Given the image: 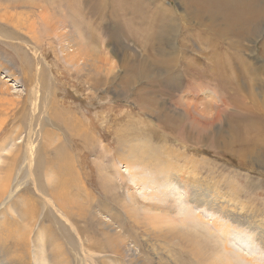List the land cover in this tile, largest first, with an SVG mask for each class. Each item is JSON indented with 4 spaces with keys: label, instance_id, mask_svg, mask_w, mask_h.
Masks as SVG:
<instances>
[{
    "label": "rangeland",
    "instance_id": "rangeland-1",
    "mask_svg": "<svg viewBox=\"0 0 264 264\" xmlns=\"http://www.w3.org/2000/svg\"><path fill=\"white\" fill-rule=\"evenodd\" d=\"M217 1L211 16L194 7L205 8L204 0H18L19 49L0 47V231L6 235V226L23 238L32 264H132L127 252L139 263L162 257L163 263L199 264L178 233L196 241L205 264H264V14L240 37L227 19L245 0ZM39 5L48 21L69 19L80 28L104 59L98 75L61 60ZM59 103L94 121L96 146L65 139L49 114ZM160 115L171 129L159 128ZM126 134L130 139L116 146ZM148 145L162 154L164 147L177 151L170 163L191 174L195 166L202 184L217 187L216 202L230 216L214 207L210 193L197 198L176 176L154 171L156 162L129 165L116 155L124 150L133 158ZM62 150L67 179L50 164ZM47 182L55 190L66 184V211L43 190ZM232 186L238 197L228 195ZM236 215L248 216L251 225L232 220ZM13 240L8 236L6 244Z\"/></svg>",
    "mask_w": 264,
    "mask_h": 264
},
{
    "label": "bare ground",
    "instance_id": "bare-ground-1",
    "mask_svg": "<svg viewBox=\"0 0 264 264\" xmlns=\"http://www.w3.org/2000/svg\"><path fill=\"white\" fill-rule=\"evenodd\" d=\"M206 5L205 8H202L200 6H194L196 7V9L198 10V12H202V13H208L209 15H217V9H218V5L219 2L217 0H204ZM234 0H229V2H233ZM243 1V0H241ZM261 1V0H260ZM264 1V0H263ZM127 2V1H126ZM238 2V1H237ZM258 2V0H257ZM256 0H245L243 2H238V6L234 7L232 13L230 14V16L227 19V25L228 28H236L238 31V35L240 37H242L243 35H245V33H242V31H250L253 28V25L257 24L258 22H260V19L262 18L263 14H264V5L263 7H261V5L259 3H257ZM125 3V2H124ZM179 4V3H178ZM190 4V3H188ZM264 4V2H263ZM26 5V3H25ZM35 5V4H34ZM128 5V2H127ZM30 6V5H29ZM190 6V5H189ZM18 7H19V3L18 0H10L8 2V4H5L4 2H2L0 0V47L3 43L7 44L9 47H12L14 52L15 50H18L19 48V39H20V21H19V13H18ZM39 12L38 14L41 16V18L43 17L44 19L47 20V25L49 26V28L51 29V32L55 33V36L57 38V41L59 43V51L61 53V60H63L65 63H68V65L71 64V66H74L75 68L78 66L79 63H82V65L78 66L76 69H85V70H89L92 69L94 70V73L92 72L91 75H98L99 72V61H104V59L101 57H98L96 54H94V52L91 50V47L89 46L88 43H86L87 41L83 40V36L82 33H80V28H78L77 26L74 25V23L69 20V19H65L64 23L58 24V22L56 21V19H54L53 22L48 21V15L46 7L39 5ZM52 5L51 7L49 6L50 9H52ZM160 7V6H159ZM165 8H167L166 6H164ZM35 8V6L33 7ZM191 8V6H190ZM164 9V8H163ZM161 7L158 9L159 12H162V14L164 15V17L166 16L164 10ZM168 9V8H167ZM98 10H99V6L97 9V14H98ZM94 12L95 9H93ZM60 12V11H59ZM62 12V11H61ZM170 12V11H169ZM58 11L56 12L57 15ZM194 13V12H193ZM37 14V15H38ZM53 14V13H52ZM100 15V14H99ZM171 15L173 16V14L171 13ZM192 16H194L193 14H191ZM55 16V15H54ZM64 16V15H63ZM101 16V15H100ZM100 16H96L95 18H101ZM69 17V16H68ZM169 17V16H168ZM167 17V19H168ZM264 17V16H263ZM42 18V19H43ZM59 19V18H58ZM61 19V18H60ZM166 19V17H165ZM173 19H175V17L173 16ZM172 19V20H173ZM35 21V20H34ZM33 21V22H34ZM63 22V21H62ZM44 24V23H43ZM80 24V23H79ZM92 24V23H91ZM85 25V23L80 24L79 26ZM89 25V24H86ZM156 25V24H155ZM74 26V28H73ZM158 26V25H156ZM155 26V27H156ZM76 27V28H75ZM85 27V26H84ZM87 27V26H86ZM85 27V29H86ZM92 26L90 25V28ZM154 27V28H155ZM164 27V25H163ZM256 27V26H255ZM66 30V31H62V30ZM162 29V28H161ZM174 29V28H173ZM87 30H89L87 28ZM86 30V31H87ZM164 30V28H163ZM166 30V29H165ZM164 30V31H165ZM160 31V30H158ZM90 32V30H89ZM89 32H85V33H89ZM161 32V31H160ZM52 33V34H53ZM157 33V32H156ZM158 34V33H157ZM54 36V34H53ZM1 37H5L7 38L9 41L5 42L1 39ZM158 40V39H157ZM156 44V43H154ZM49 45V44H48ZM159 45V43H158ZM98 53V52H97ZM103 59V60H102ZM105 60H107V58H105ZM111 62V61H110ZM167 63V62H166ZM109 64V62H108ZM8 65H11V61L8 60ZM111 65V64H109ZM3 59H2V55L0 53V69L3 67ZM73 67V69H74ZM71 68V67H69ZM106 68V67H105ZM162 68V67H161ZM210 69V68H209ZM6 70V69H5ZM75 70V69H74ZM108 70V68H107ZM111 71V69H110ZM106 72V71H105ZM109 73V72H108ZM145 73V72H144ZM70 74V73H69ZM102 74V73H101ZM100 74V75H101ZM70 76V75H69ZM150 76V75H149ZM103 77V76H102ZM144 77V76H143ZM13 79V78H12ZM104 79V78H103ZM109 79V78H108ZM90 80H94V84L95 85H100L101 82L99 79L95 78V76H93L92 78H90ZM14 83V82H13ZM128 84V82H127ZM131 84V83H130ZM93 85V84H92ZM137 86V85H136ZM142 100H145V98L141 97ZM147 101H149V99H146ZM145 100V102H146ZM177 103V102H176ZM60 104V103H59ZM61 105V104H60ZM62 107V105H61ZM150 110L153 112H163L162 109H152L150 107ZM156 112V113H157ZM152 113V112H151ZM52 117V121L56 120L59 123V127L61 128V130L64 132L65 135V139L68 138L70 143L73 144H77L80 145L81 147H86V145L89 143V141L93 142L95 145V139L93 134V131L91 130V127L93 126V122L91 120H88V122L86 121V119L84 117H81L80 115H77L76 113H72V111L66 107H62V108H55L53 110V112L49 113ZM161 114H164L161 113ZM159 115V114H158ZM166 115V114H165ZM165 115H160L161 116V121L163 122L162 124H160L159 128H163V129H171L170 126V122L169 120L166 119ZM188 115V113H187ZM168 116V115H167ZM98 117V116H97ZM159 119V118H158ZM99 120V117H98ZM96 121V119H95ZM96 123V122H95ZM150 123V122H149ZM201 125L205 128L208 126V123L206 121H201L200 122ZM98 125V124H96ZM150 125V124H148ZM147 125V126H148ZM96 127V126H95ZM110 127V126H109ZM60 128H57L58 131ZM152 128V127H151ZM150 128V129H151ZM157 128V129H159ZM146 129V128H145ZM153 129V128H152ZM148 130V129H147ZM155 130V129H153ZM104 132V131H103ZM138 132V131H137ZM143 132V130H142ZM100 133V132H99ZM140 133V132H138ZM60 134V133H59ZM151 134L153 135L154 133L151 132ZM103 135V134H102ZM141 135V134H140ZM139 135V136H140ZM160 135V134H159ZM132 136V135H131ZM150 136V135H149ZM156 136V135H155ZM47 137V136H46ZM52 137V136H51ZM53 138V137H52ZM114 138V137H113ZM116 138V137H115ZM64 139V138H63ZM64 139V140H65ZM130 138L128 137V135H124L121 136L119 138L116 139L115 145L116 146H120L122 145L125 141L129 140ZM60 140V139H59ZM67 140V139H66ZM115 140V139H114ZM161 140H165L163 137H161ZM68 141V140H67ZM110 141V140H109ZM54 142V141H53ZM66 142V141H65ZM113 142V143H114ZM64 143V142H63ZM110 143V142H109ZM91 144V143H90ZM112 144V143H111ZM92 145V144H91ZM59 146L64 147L62 145V142L59 144ZM88 146V145H87ZM99 146V145H98ZM155 146V145H154ZM66 147V146H65ZM164 147V146H163ZM7 148V147H6ZM89 148V147H88ZM105 148V147H104ZM122 148V147H120ZM118 148V149H120ZM125 147H123L124 149ZM128 148V147H127ZM3 149V148H2ZM94 149V148H93ZM117 149V150H118ZM90 150V149H89ZM98 150V149H97ZM100 150V149H99ZM98 150V151H99ZM125 150L127 151V149L125 148ZM140 150V149H139ZM139 150H137L138 152H140ZM88 152V150H86ZM102 151V150H101ZM115 151V149H114ZM120 151V152H119ZM118 152H116V155H118L119 160L122 161L124 160V163L126 162L129 165H145L151 161L152 162H156V165H151V168L154 171L166 174V175H174L176 176L175 178L178 179V181L180 183L183 184L184 189H188V191L190 190L191 193L193 195H195L197 197V193H199L201 195V198H203V192L204 193H210L208 195L205 194L206 197L209 198V201H213L215 203L214 207H217L220 209V212L223 213L224 215H228L230 216V212L226 211L225 206H222L220 203L217 204L216 201H218L217 198H220L219 196H217V191L214 185H212V187H209L205 184H202L203 182L206 181L205 178H202L200 176H198V174L195 172L196 167L193 166L192 168H194L192 171L193 173L191 174L188 169H184L182 166H178L176 163H170L171 159L174 158L173 155H176L175 150L171 149V148H163V152H165L164 154L161 153V151L159 149H155L153 147H151L150 145L146 146L145 148H143L141 150V153L139 155H135L133 156V158H130V155H124L126 152H124V150L122 151L123 153H121V150H119ZM136 151V150H135ZM25 154V159L27 161H30L31 158V152L29 151V149H27ZM65 151L62 150L61 153L57 154L54 156V159L52 162H50V164H57V166H55L54 168L56 169V173H58L59 175H63V178L66 177V175L69 173V168L66 164L65 161V155H64ZM89 153V152H88ZM104 153V151H103ZM114 153V152H113ZM87 154V153H86ZM91 154V153H89ZM67 155V154H66ZM111 155V154H110ZM109 157V155H107ZM111 158V157H109ZM116 158V157H115ZM101 159V158H100ZM98 159V160H100ZM173 160V159H172ZM70 161V160H69ZM107 161V160H106ZM119 162V161H118ZM0 169H2L0 167ZM48 169V167H47ZM46 169V172L49 170ZM53 168L50 167V172H55L52 170ZM7 170H9V172H11V168H8ZM71 171V170H70ZM73 171V170H72ZM151 171V170H150ZM10 174V173H9ZM71 174V173H70ZM164 175V176H166ZM76 177V176H75ZM198 177V178H197ZM5 179H10L9 176L7 175L5 177ZM62 179V177H61ZM67 179V178H65ZM174 179V178H173ZM11 180V179H10ZM69 182L72 183V181L75 182L73 176H70L68 179ZM177 181V180H176ZM208 181V179H207ZM209 182V181H208ZM10 182H8L9 184ZM6 184V183H5ZM6 184V185H8ZM208 184V183H207ZM210 184V183H209ZM213 184V182H212ZM77 185V184H76ZM211 185V184H210ZM2 186V185H1ZM219 186V185H218ZM236 187V185H233ZM232 188V193L228 194V195H232L234 194L236 197H238L237 193L238 190ZM3 187V186H2ZM54 187V186H53ZM52 187L51 183H46L43 185V190L45 192H47L50 196H54V201L58 202V206L60 207V209L65 210L68 209L65 206H71V203L67 202L66 198H64V196H61V194L66 192V184L63 185H57L56 186V190L55 188ZM6 188V187H5ZM230 188V189H231ZM162 189V188H161ZM4 191V190H3ZM12 191V190H11ZM70 191V190H69ZM10 192V191H9ZM54 192L55 195H52ZM161 192V191H160ZM202 192V193H201ZM2 194V192H1ZM62 194V195H63ZM67 195V194H66ZM167 195V194H166ZM234 197V196H233ZM5 198V197H3ZM71 198V197H70ZM198 198V197H197ZM4 200V199H3ZM69 200V199H68ZM77 200V199H76ZM75 201V200H74ZM81 201H83L81 199ZM206 201V200H205ZM208 201V200H207ZM208 201V202H209ZM1 203V202H0ZM54 203V202H53ZM73 203V202H72ZM77 203V202H76ZM81 203V202H80ZM207 203V202H206ZM210 203V202H209ZM78 204V203H77ZM82 204V203H81ZM241 204V203H240ZM52 205V204H51ZM76 205V204H75ZM244 206V204H242ZM78 206V205H77ZM243 206H241L243 209ZM251 206V205H249ZM76 207V206H75ZM80 207V206H79ZM240 207V205H239ZM248 206L246 205V208ZM31 211H34L33 209L29 208ZM57 209V208H56ZM82 208H80L79 210H81ZM149 210H151V208H149ZM153 210V209H152ZM163 210V209H161ZM253 210V209H252ZM251 210V211H252ZM250 211V212H251ZM254 211V210H253ZM252 211V212H253ZM163 213H167L165 210L162 211ZM254 213V212H253ZM161 214V213H160ZM255 215H257L256 213H254ZM165 215V214H164ZM223 215V216H224ZM251 215L253 216V214L251 213ZM251 215H249L250 217H252ZM63 216V215H62ZM61 216V217H62ZM65 217V216H64ZM235 217V216H234ZM236 217H238L239 219H232L236 222H244L248 225H251L249 222V218L248 216L245 215H236ZM256 217V216H255ZM63 218V217H62ZM258 218V217H257ZM252 219V218H251ZM255 219V218H254ZM253 220V219H252ZM257 220V219H256ZM260 220V219H259ZM263 220V219H262ZM258 221V220H257ZM261 221V220H260ZM259 221V222H260ZM187 222V221H186ZM255 222V221H254ZM252 222V224L254 223ZM189 223V221H188ZM206 223V222H205ZM256 225L260 224L257 222H255ZM161 224V223H160ZM191 223H189L190 226ZM167 226V225H166ZM192 226V225H191ZM255 226V225H254ZM253 226V227H254ZM194 227V226H193ZM168 230V229H167ZM173 230V229H172ZM264 231V229H262ZM261 230V231H262ZM188 231V230H187ZM5 232L6 235L3 231H0V264H2L1 262L4 261L8 262L9 264H32L31 260L29 259V255H28V248L26 245V242L21 241L23 240V238H18L13 232L12 230H10L8 227L5 226ZM164 232V231H163ZM185 232V231H184ZM192 232V231H191ZM175 235V233H174ZM182 233L181 234H177L176 238L182 240V242L180 241V245L188 250H191V254L193 255V258H195V260L199 263V264H205V256L204 254L202 255V250L198 249V247H196V241L193 239H183L182 237ZM262 235V234H261ZM8 236L12 239H14L12 244H9L7 242V238ZM263 236V235H262ZM264 237V236H263ZM262 237V238H263ZM25 240V239H24ZM9 242V241H8ZM22 249V250H21ZM59 253V252H57ZM60 254V253H59ZM58 254V255H59ZM24 255V256H23ZM128 255V260L132 263V264H145L143 263H139L137 262V260L134 259L133 255L129 254L127 252ZM58 257V256H57ZM62 259V258H61ZM162 257H157L156 260V264H162ZM165 261V260H164ZM67 262V261H65ZM62 263V262H61ZM64 263V262H63ZM58 264V263H57ZM155 264V263H154ZM163 264H169V261L166 260L165 263Z\"/></svg>",
    "mask_w": 264,
    "mask_h": 264
}]
</instances>
